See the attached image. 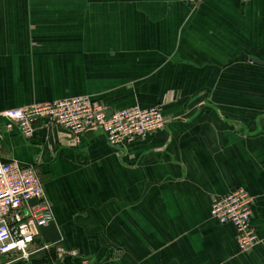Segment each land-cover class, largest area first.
<instances>
[{"label":"crops","instance_id":"crops-1","mask_svg":"<svg viewBox=\"0 0 264 264\" xmlns=\"http://www.w3.org/2000/svg\"><path fill=\"white\" fill-rule=\"evenodd\" d=\"M251 60L264 62V0H0V114L91 97L170 120L125 149L100 132L78 148L56 129L2 137V160L42 182L53 222L35 243L67 254L48 263L264 264V67ZM237 188L254 198L249 254L210 217Z\"/></svg>","mask_w":264,"mask_h":264},{"label":"built area","instance_id":"built-area-1","mask_svg":"<svg viewBox=\"0 0 264 264\" xmlns=\"http://www.w3.org/2000/svg\"><path fill=\"white\" fill-rule=\"evenodd\" d=\"M206 1L183 0L193 8ZM0 121V140L17 131L29 142L37 128L43 131L56 129L66 135L70 147L78 148L86 134L100 132L114 149H125L135 142L145 141L166 130L170 123L157 106L148 109L134 106L109 112L91 97L15 108L2 112ZM253 204L254 198L244 188H237L212 202L210 217L219 225L233 228L240 254H249L259 242L252 227ZM52 222L36 166L3 161L0 156V264H30L37 256H45L47 262L43 264L63 260L67 254L57 246L35 243L40 230ZM50 256H54V260H50ZM76 264L93 263L84 258Z\"/></svg>","mask_w":264,"mask_h":264},{"label":"water","instance_id":"water-1","mask_svg":"<svg viewBox=\"0 0 264 264\" xmlns=\"http://www.w3.org/2000/svg\"><path fill=\"white\" fill-rule=\"evenodd\" d=\"M254 64L258 65V66H263L264 67V62L259 61V60H251Z\"/></svg>","mask_w":264,"mask_h":264},{"label":"trees","instance_id":"trees-1","mask_svg":"<svg viewBox=\"0 0 264 264\" xmlns=\"http://www.w3.org/2000/svg\"><path fill=\"white\" fill-rule=\"evenodd\" d=\"M49 226H50V224H49L47 227H45V228H42V230H43V229H46V228H48ZM20 264H21V263H20Z\"/></svg>","mask_w":264,"mask_h":264}]
</instances>
